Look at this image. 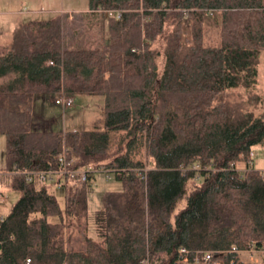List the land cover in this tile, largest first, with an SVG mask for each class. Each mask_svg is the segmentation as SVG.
Masks as SVG:
<instances>
[{
	"label": "trees",
	"instance_id": "1",
	"mask_svg": "<svg viewBox=\"0 0 264 264\" xmlns=\"http://www.w3.org/2000/svg\"><path fill=\"white\" fill-rule=\"evenodd\" d=\"M85 13L99 37L56 12L14 23L0 44L4 170L18 192L0 215V264H264V174L246 164L264 153V0H87ZM45 92L100 95L101 113L88 128L32 129ZM59 157L121 184L102 193L95 238L90 182L56 174L60 207L26 178L57 172ZM249 250L257 262L241 259Z\"/></svg>",
	"mask_w": 264,
	"mask_h": 264
},
{
	"label": "rangeland",
	"instance_id": "2",
	"mask_svg": "<svg viewBox=\"0 0 264 264\" xmlns=\"http://www.w3.org/2000/svg\"><path fill=\"white\" fill-rule=\"evenodd\" d=\"M86 7L87 0H0V11L2 14L7 13L6 10H14L18 8L22 12L16 16L15 14H12L13 16L10 17H14L17 20L20 19L21 21L28 18H47L56 12L63 14L67 13L66 20L68 23H65V29H70L72 28L70 25L73 26L77 24L78 27L83 29L89 39H93V37H99L98 15H91L90 17L88 15L83 18L80 17L79 13ZM70 21H74L75 23L70 24ZM73 28L75 27L73 26ZM9 30L10 29L8 28L6 31V33H8L7 40H10ZM183 32L182 37L184 39L187 36V25L185 23H183ZM2 39L5 40L6 38ZM155 43L158 47H161V40H159V38ZM162 60L163 57L161 55L156 58L158 72L161 69ZM256 80V88L263 95L260 111L264 116V50L259 54ZM59 94L60 93L58 92H45L42 97H34V111L32 112V117H35L36 119L34 118L32 120V129L50 128L51 130H63V127L67 126L68 123H72V125H70L76 128H88L92 125L93 119L101 113L100 105L102 103V97L100 95L71 94L70 105L62 106L53 101V99ZM33 124L35 125L34 127ZM252 150L254 158L257 159L255 167H262L264 160L263 150L258 146L253 147ZM237 165L241 166V162L240 165L239 163ZM8 176L9 173L4 170V136L0 134V215H3L8 211L11 202L18 196V192L9 187ZM55 178L56 176H54L52 180H44V182L54 193L56 200L61 207L63 203L62 188L56 186ZM120 187V182L114 179L112 174L104 171L94 172L93 181L88 185L86 192L88 221L87 235L89 237L95 238L93 213L94 210L101 205L103 191L109 189L117 190ZM183 203V199L180 200L176 209L181 207ZM49 218L54 219L53 216ZM240 257L244 261L257 262L260 258V253L255 250L241 251Z\"/></svg>",
	"mask_w": 264,
	"mask_h": 264
},
{
	"label": "built area",
	"instance_id": "3",
	"mask_svg": "<svg viewBox=\"0 0 264 264\" xmlns=\"http://www.w3.org/2000/svg\"><path fill=\"white\" fill-rule=\"evenodd\" d=\"M53 101L57 104H61L62 106H67V105H70V103H71V96L60 93L57 97H55L53 99ZM58 160H59L61 168L58 169L57 172H52V171H47V172H43V171L33 172V171H31V172H27L26 173L27 180H30L32 178L34 180H37V181L52 180L53 177L56 176V174L63 176V174L68 173L69 175L78 176L79 180H81V181H88L91 183L93 181V177H94L92 175V173H94L95 171L106 172L103 168H101V167L94 168L90 164H85L84 166L79 167V168L66 170L65 165L67 163L64 162L62 157H59ZM256 162H257V159L254 158L253 150L251 149L248 152L246 164L249 166H255ZM257 169L259 170V172L261 174H264V160H263V166L261 168H257ZM55 181H57L55 183L57 187L61 186V181H62L61 178H59V179L55 178ZM208 258H209V253H205L203 258L201 259V262L206 261ZM194 260H195V262L198 261L196 258H194ZM216 263H218V262H215V264Z\"/></svg>",
	"mask_w": 264,
	"mask_h": 264
},
{
	"label": "crops",
	"instance_id": "4",
	"mask_svg": "<svg viewBox=\"0 0 264 264\" xmlns=\"http://www.w3.org/2000/svg\"><path fill=\"white\" fill-rule=\"evenodd\" d=\"M85 11H87V7L85 8V9H83V10H81V12H83V13H85ZM6 12L7 13H4V14H2V12L0 11V44H6V43H8V41L9 40H7L8 39V33H6V31H7V29L9 28L10 29V27L14 24V23H16V22H20L21 20L20 19H15L14 17H10V16H13L14 14H15V16L17 15V14H19V13H21L22 11L20 10V9H18V8H16V9H14V10H6ZM6 14V15H5ZM13 14V15H12ZM85 16H88V14L87 13H85V14H83V16H82V18L83 17H85ZM3 31H4V34H3ZM9 35H10V30H9ZM2 38H6L5 40H3ZM2 39V40H1ZM47 93V92H46ZM55 93H57V92H55ZM44 94V93H43ZM42 93H37V94H34V96H33V100H32V110H31V112H33L34 111V109H33V102H34V97L35 96H38V97H42V95H43ZM66 123H68V122H66ZM72 125V123H68V125L67 126H64L63 127V130H67V129H81V128H76V127H74V126H71ZM69 126V127H68ZM46 129H50V128H46ZM62 130V131H63ZM264 159V158H263ZM239 163V165H240V162H236V166L238 167V168H242L243 167V162H241V166H238L237 164ZM263 166V165H262ZM257 168H261V166L260 167H257Z\"/></svg>",
	"mask_w": 264,
	"mask_h": 264
}]
</instances>
